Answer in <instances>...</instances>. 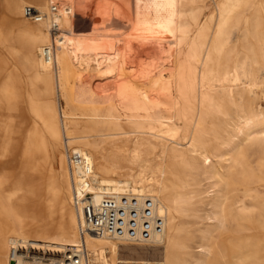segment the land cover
<instances>
[{"label": "bare ground", "instance_id": "bare-ground-1", "mask_svg": "<svg viewBox=\"0 0 264 264\" xmlns=\"http://www.w3.org/2000/svg\"><path fill=\"white\" fill-rule=\"evenodd\" d=\"M73 1L0 7V264H53L80 244L97 264H264V0H172L174 35H125L99 78ZM66 149L90 159L96 193L154 197L162 231L80 236Z\"/></svg>", "mask_w": 264, "mask_h": 264}, {"label": "built area", "instance_id": "built-area-1", "mask_svg": "<svg viewBox=\"0 0 264 264\" xmlns=\"http://www.w3.org/2000/svg\"><path fill=\"white\" fill-rule=\"evenodd\" d=\"M52 11H56L53 6ZM26 17L34 12L27 7ZM53 39L59 33L57 27L51 30ZM56 33V34H55ZM41 57L47 64L53 63V45L41 49ZM66 163L71 183L73 208L82 216L79 235L90 232L99 238H112L138 243L151 234L161 232L164 216L154 213L156 200L152 196H137L132 193L98 191L90 159L74 150L66 149ZM53 264H97L82 244L70 247Z\"/></svg>", "mask_w": 264, "mask_h": 264}, {"label": "rangeland", "instance_id": "rangeland-1", "mask_svg": "<svg viewBox=\"0 0 264 264\" xmlns=\"http://www.w3.org/2000/svg\"><path fill=\"white\" fill-rule=\"evenodd\" d=\"M3 1L0 0V7H2ZM51 5L56 6L58 10L62 4L52 2ZM73 5L74 14L77 18L76 39L78 44L80 45L81 43L84 47L90 45L89 47L96 48V50L89 49L85 56L89 54L94 56L95 60L93 61L92 69L97 78L101 75V69H99L98 64L101 58L113 61V56L116 54L113 51L111 53L113 44L115 41L120 40L118 47L122 46V38L125 35L129 36L130 39L151 37L155 40H165L172 37L174 35L173 32L175 33L172 0H74ZM213 6L214 3L210 1L208 9H212ZM0 9V16H2L3 9ZM106 35L109 36L107 37ZM101 37H107V40L103 39L106 41H100ZM83 38L84 40H82ZM147 51L149 56L155 59L160 58V52L155 47L150 46ZM10 62L12 61L10 60ZM73 64L77 67L75 58ZM18 71L22 73V78L25 81V85H27L28 74L24 75L21 68H18ZM6 77L5 72L0 74V84ZM151 98L156 100L155 96H151ZM56 102L60 108L63 107L61 99H57ZM33 123L34 120L29 118V124L33 125ZM25 201L28 203L29 198L26 197ZM145 257L151 261H158L156 260L158 257L153 255V251L151 253L147 251Z\"/></svg>", "mask_w": 264, "mask_h": 264}]
</instances>
